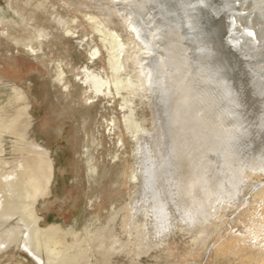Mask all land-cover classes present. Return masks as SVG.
<instances>
[{"label": "rangeland", "instance_id": "rangeland-1", "mask_svg": "<svg viewBox=\"0 0 264 264\" xmlns=\"http://www.w3.org/2000/svg\"><path fill=\"white\" fill-rule=\"evenodd\" d=\"M204 1L0 0V264H264V43Z\"/></svg>", "mask_w": 264, "mask_h": 264}, {"label": "water", "instance_id": "water-1", "mask_svg": "<svg viewBox=\"0 0 264 264\" xmlns=\"http://www.w3.org/2000/svg\"><path fill=\"white\" fill-rule=\"evenodd\" d=\"M187 1H189V0H187ZM209 1L210 0H207L206 3H202L200 5L195 6V9L192 8L194 15H195V20L191 24L186 23L185 26H187L189 28L191 27V30L195 29L199 32L200 31L203 32V31H205L206 27H209V24H211L212 22L222 21V24H221L222 28L220 30L216 31L215 36L219 38V42H220L222 49L224 51H226L227 53H234V54L238 55V49L242 47V48L246 49L248 54L256 55L257 53H259V50H258L259 47L258 46L261 43L262 44L264 43V30H262L261 32H258V36H259L260 40L257 41V45L252 44L249 40V36L250 37L253 36L249 32L250 29L246 31V37L244 40H241L240 43H235V42H232L230 40L228 41L227 37L229 35H231V33L227 32L229 30V28H228V23L226 22L228 20L226 18L227 14H228L225 10L226 8L223 7L219 11V13H216L217 7H215L214 5H210ZM220 1H222V0H220ZM259 11H261V13L264 15V3L261 5V8ZM234 12L235 11L232 10L231 13H234ZM232 34H233V32H232ZM146 178H147V180H146L147 182L151 181L150 176L147 175Z\"/></svg>", "mask_w": 264, "mask_h": 264}, {"label": "bare ground", "instance_id": "bare-ground-1", "mask_svg": "<svg viewBox=\"0 0 264 264\" xmlns=\"http://www.w3.org/2000/svg\"><path fill=\"white\" fill-rule=\"evenodd\" d=\"M204 1V0H203ZM207 1V0H206ZM206 1H204L203 3H206ZM261 1H264V0H261ZM220 3V2H219ZM212 4V3H211ZM220 6V5H219ZM218 6V7H219ZM238 9L239 10H243L242 7L240 6V1H238L237 3H235V5L233 6V11H235L234 13H232L229 17L230 21L228 22L229 26L231 27V32H233L232 34V37H234L233 35H235L234 39L232 38V42H235V43H240L241 40H244L245 37H246V31L249 30V32L251 33V35L253 36H249V40L250 41H255L254 43H256L258 40H259V37H258V28H256L253 23L252 24H247V25H244V28L241 29L242 27V24L240 23L242 20H240V17L241 15H244V14H239L238 13ZM219 9H217L216 11H218ZM218 13V12H217ZM228 19V20H229ZM252 19V18H251ZM240 21V22H239ZM241 33H244V36L241 35ZM207 38V37H206ZM210 39V38H208ZM93 78L92 79V84L93 86L95 87V90L97 91H100L102 88V84L103 82H100L99 80H97L96 76L94 77H91ZM90 82V81H89ZM102 83V84H101ZM91 84V85H92ZM10 166V165H9ZM21 169V168H20ZM15 174V173H14ZM13 174V175H14ZM23 175V174H22ZM0 176H3V175H0ZM6 178V177H5ZM11 178V177H9ZM18 178V177H17ZM21 178V177H20ZM7 181V180H6ZM2 182V181H1ZM21 183V182H20ZM9 186H10V183L7 182V184L1 186L2 187V190L0 191V197H5V198H8V195H9ZM13 187V186H12ZM15 188V187H14ZM13 189V188H12ZM28 189V188H27ZM12 196V195H11ZM13 197H11L10 199H12ZM3 200V199H2ZM13 200V199H12ZM15 201V200H14ZM12 201V202H14ZM10 202V201H9ZM8 201L5 200V202H0V206H2V208H8V206L10 207L11 204H9ZM13 205V204H12ZM7 213H0V218H4V219H8V216H6ZM40 233V232H39ZM36 250V249H35ZM38 252V251H36ZM34 256V255H33ZM38 256V255H37ZM48 258V257H47Z\"/></svg>", "mask_w": 264, "mask_h": 264}]
</instances>
